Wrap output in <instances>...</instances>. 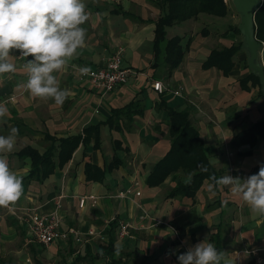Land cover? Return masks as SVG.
<instances>
[{"label":"crops","instance_id":"crops-1","mask_svg":"<svg viewBox=\"0 0 264 264\" xmlns=\"http://www.w3.org/2000/svg\"><path fill=\"white\" fill-rule=\"evenodd\" d=\"M84 3L89 16L81 25L87 29L85 44L63 69L53 73L60 88L69 90L62 105L52 98L34 97L26 89L27 62L18 57L19 50H11L9 61L17 71L0 74V104L8 108L0 122V135L7 136L13 127L19 129L14 150L5 155L10 169L23 178V194L8 206L11 213H6L8 207H0L1 230H19L35 254L36 247H41L53 258L59 253L72 255L65 264L79 256H98L102 244L112 245L131 264L132 259L140 264H179L180 254L205 240L225 252L229 261L235 259V264L264 263V253L245 252L264 246V216L254 214L242 196L231 192V186L214 185L210 191L214 181L205 179L194 197L171 196L191 176L183 169L159 184L148 182L172 148L169 110L188 113L204 141L215 177L244 179L257 174L264 164V136L234 145L240 133L264 120L261 85L252 80L242 83L252 73L247 53L241 49L234 56L228 75L216 66H204L212 51L242 42L235 30L239 25L228 31L212 25L196 40L194 18L167 28L166 39L155 45V22L166 13L165 0ZM213 16L211 24L226 17ZM177 36L182 39L184 56L172 68L166 60L167 46ZM118 51H122L123 65L133 70L126 84L104 94L82 80L80 68L104 66ZM261 57L264 66V48ZM157 80L165 86L162 94L153 89ZM177 90L180 95L174 93ZM118 110L123 112L116 117ZM90 127L98 128L99 147L95 131L85 134ZM47 134L56 140L78 136L87 140L80 141L67 163L53 174L31 178L32 160L19 153L32 147L44 155L52 145ZM59 145L57 141L56 158ZM81 198H86L84 206ZM32 209L58 212L60 229L74 228L83 240L76 242L71 236L50 246L34 242L20 220ZM121 223L129 225L125 237L119 235ZM90 231L94 236H88ZM5 253H0V264H11L2 257Z\"/></svg>","mask_w":264,"mask_h":264},{"label":"clouds","instance_id":"clouds-1","mask_svg":"<svg viewBox=\"0 0 264 264\" xmlns=\"http://www.w3.org/2000/svg\"><path fill=\"white\" fill-rule=\"evenodd\" d=\"M88 19L84 0H0V74L17 71L9 61L11 50H19L21 57H33L24 65L28 73L26 89L34 97L52 98L62 105L69 90L60 88L53 73L63 69L84 46L87 29L81 25ZM89 71L80 69L82 74ZM7 114L8 108L0 104V122ZM18 133L19 129L13 127L7 136L0 135V207L15 204L23 194V178L10 169L5 155L14 150ZM211 179L214 184L209 185L210 191L214 185L231 186V192L242 196L254 214L264 216V164L257 174L244 179L231 175ZM177 259L179 264H235V259L229 261L225 252L206 240Z\"/></svg>","mask_w":264,"mask_h":264},{"label":"trees","instance_id":"trees-1","mask_svg":"<svg viewBox=\"0 0 264 264\" xmlns=\"http://www.w3.org/2000/svg\"><path fill=\"white\" fill-rule=\"evenodd\" d=\"M163 6L165 7L166 13L155 22V45L164 41L167 37V28L177 23L194 19L201 13L222 17L226 16L228 13L224 0H165ZM255 23L256 38L258 41L264 43V0L262 6L255 15ZM235 30L240 33L237 27ZM181 41V37L177 36L168 42L166 60L172 68L177 67L183 59L184 49L181 45ZM241 49L242 42L231 48L214 50L204 63V66H216L223 70L225 75H228L233 68V58ZM250 80L261 85L258 76L253 73L242 80V83L247 85ZM122 112L123 110L115 111L114 116L118 117ZM169 112L170 133L173 137L172 148L167 156L157 164L154 172L149 176L148 182L150 185L159 184L170 173L183 169L191 175V179H188L187 183L186 181L180 183L171 193V196L182 195L194 197L203 181L205 179H211L216 173L205 153L204 141L198 130L191 124L188 113L177 112L174 110H169ZM92 131H95V146L99 147L100 140L97 127L87 128L85 134L87 135ZM261 136H264V120L254 124L249 130L240 133L236 137L234 145L238 143L236 141L253 143ZM46 138L52 141V145L49 146L44 155H41L32 147H25L19 153L21 158H30L32 160L33 166L30 173L31 178L45 179L53 174L57 167L63 166L67 163L79 142H85L87 140V136L56 140L48 134L46 135ZM57 141L60 143V151L56 158L55 143ZM93 169L97 168L94 167ZM115 251L116 249L112 245H109L106 249V255L79 256L68 264H95L101 258L107 259L106 264H131L122 260Z\"/></svg>","mask_w":264,"mask_h":264},{"label":"built area","instance_id":"built-area-1","mask_svg":"<svg viewBox=\"0 0 264 264\" xmlns=\"http://www.w3.org/2000/svg\"><path fill=\"white\" fill-rule=\"evenodd\" d=\"M18 57L25 62L33 59L31 56L26 58L21 57L20 52ZM88 69H90V71L87 74H82L80 72L82 80L87 81L94 89L101 91L104 94L110 93L117 87L126 84L130 76L133 74L131 68L123 65L122 51H118L111 56L104 66ZM152 86L153 89L160 94L165 91V86L162 81H154ZM174 93L176 95L181 94L179 90L174 91ZM136 194L138 196L141 195L140 192H137ZM85 202L86 198H81L80 204L82 206H84ZM25 215L26 216L24 217H20V220L28 226L32 240L38 244L50 246L56 242L67 240L71 236L74 237L76 242H81L83 240L82 235L74 228L68 230L60 229L61 219L58 212L48 214L37 209H32L28 210ZM128 227V224L121 223L119 229V235L121 237L128 235ZM94 234L93 231H90L88 236H94ZM245 252L254 254L264 253V246L259 247L254 251Z\"/></svg>","mask_w":264,"mask_h":264},{"label":"rangeland","instance_id":"rangeland-1","mask_svg":"<svg viewBox=\"0 0 264 264\" xmlns=\"http://www.w3.org/2000/svg\"><path fill=\"white\" fill-rule=\"evenodd\" d=\"M225 4L228 9V13L225 17V19L215 21V24H211L212 19L215 17L211 14H206L205 18L204 16L201 18H198V15L194 20H196L197 23H195V27H197L195 39L197 40L200 38L202 34H204V30H208V28H211L212 25L216 27H220V30L228 31L230 28H234L233 26L240 25L241 17L239 13L236 11L233 1L232 0H224ZM206 27V28H205ZM176 29V28H174ZM195 39L191 37L190 43H192ZM242 39V38H241ZM114 55V54H113ZM112 55V56H113ZM41 145V144H40ZM38 145V146H40ZM7 208V207H6ZM7 214H10V207L7 209ZM5 213V214H6ZM6 214V215H7ZM14 229L6 228L4 230H1L0 227V235L2 238V241L0 242V253L3 251H6L4 256H2L6 260H10L11 264H65V262L69 261V259H72V255H66L59 253L56 258H53L50 256V252L47 248H41L36 247V254L33 253L30 250V246H27V241L25 240V237L23 234L20 233L19 230H15V232H12ZM5 240L8 242H5ZM106 249L107 246L100 245L98 256L106 255ZM122 258V257H121ZM133 264H140L141 262L138 260H130ZM30 262V263H29ZM107 259H99L95 264H106ZM145 264V263H142ZM264 264V263H262Z\"/></svg>","mask_w":264,"mask_h":264},{"label":"water","instance_id":"water-1","mask_svg":"<svg viewBox=\"0 0 264 264\" xmlns=\"http://www.w3.org/2000/svg\"><path fill=\"white\" fill-rule=\"evenodd\" d=\"M236 11L241 17L239 31L242 35V49L248 55V66L258 76L264 94V66L262 49L264 44L256 38L255 15L262 6L263 0H232Z\"/></svg>","mask_w":264,"mask_h":264}]
</instances>
